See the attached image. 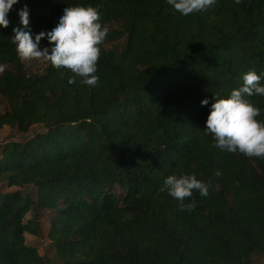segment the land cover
<instances>
[{
	"label": "trees",
	"instance_id": "trees-1",
	"mask_svg": "<svg viewBox=\"0 0 264 264\" xmlns=\"http://www.w3.org/2000/svg\"><path fill=\"white\" fill-rule=\"evenodd\" d=\"M25 4L33 35L64 4L102 5L95 86L17 58ZM8 19L0 129L44 131L0 147V264H46L26 233L46 238L59 264H264V158L213 147L200 104L227 97L243 73L264 74V0H216L187 16L167 0H20ZM247 99L264 121V96ZM170 174H195L209 194L193 191L185 202L196 207L179 210L159 190Z\"/></svg>",
	"mask_w": 264,
	"mask_h": 264
},
{
	"label": "clouds",
	"instance_id": "clouds-1",
	"mask_svg": "<svg viewBox=\"0 0 264 264\" xmlns=\"http://www.w3.org/2000/svg\"><path fill=\"white\" fill-rule=\"evenodd\" d=\"M19 2L0 0V29L9 25L8 13ZM167 4L180 15L187 16L207 11L216 4V0H167ZM101 7V4H64L52 27L33 35L29 28L28 7L23 5L17 10L19 26L12 28L11 36L17 58L22 62L43 59L51 66L70 70L74 75L68 77L69 84L76 83L79 76L81 84L95 86L99 80L96 72L100 45L108 33L101 23ZM41 38H46L47 47L40 46ZM262 79L264 74L250 70L242 74V84L231 90L227 97L213 96L211 104L208 97L200 101L202 106H209L203 131L212 135L213 147L229 153L264 158V121L256 119L260 108L247 99L253 95L264 96V84L260 83ZM209 187V183L197 179L195 174H170L163 179L159 190L174 198L179 210L191 211L196 202L194 199L185 202V198H191L193 191L206 197Z\"/></svg>",
	"mask_w": 264,
	"mask_h": 264
},
{
	"label": "rangeland",
	"instance_id": "rangeland-1",
	"mask_svg": "<svg viewBox=\"0 0 264 264\" xmlns=\"http://www.w3.org/2000/svg\"><path fill=\"white\" fill-rule=\"evenodd\" d=\"M26 63L30 66L33 70H41L43 67V62L35 63L32 60L26 61ZM6 108L5 102L2 100L0 101V111ZM44 131L43 126L41 125H33L28 132L22 133L18 131L14 127L9 126H3L0 129V147L3 143L9 142V141H25L26 139L30 138L32 135H34L37 132ZM0 184V189H1ZM11 189H18V188H11ZM21 190L25 193H28L30 195L33 194V191L31 190L30 186H25L21 188ZM32 213H28V216ZM25 240L26 243L29 245L36 246L39 249L40 254L44 257V262L46 264H59V259L55 253L53 245L43 237L34 236L31 234L26 233L25 234Z\"/></svg>",
	"mask_w": 264,
	"mask_h": 264
}]
</instances>
